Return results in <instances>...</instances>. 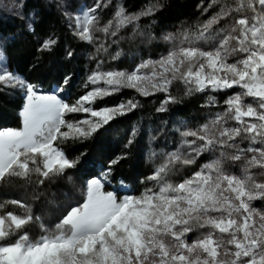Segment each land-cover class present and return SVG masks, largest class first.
Here are the masks:
<instances>
[{"label": "snow or ice", "instance_id": "1", "mask_svg": "<svg viewBox=\"0 0 264 264\" xmlns=\"http://www.w3.org/2000/svg\"><path fill=\"white\" fill-rule=\"evenodd\" d=\"M214 6L219 10L196 33L185 30L166 35L164 40L171 46L159 59L143 60L130 72L105 71L102 61L98 62L84 84L91 89L71 102L63 95L70 75L54 91L42 92L39 85L11 68L4 54L10 38L0 36L4 42L0 46V87L20 90L24 96L21 126L0 129V179L30 180L36 174L37 183L43 185L76 168L80 158H70L60 145L89 139L137 109L140 105L135 99L94 106L121 89H134L144 97L164 93L158 112L176 103L169 94L175 81L185 84L189 95L236 87L242 90L228 96L226 108L198 128L176 129L180 135L177 148L161 153L163 163L146 178L155 182L154 187L139 195L106 190L114 179V166L126 158L125 153L110 159L99 174H92L82 202L69 206L54 229L41 221L42 234L36 239L25 228L41 218L32 215L29 204L6 202L18 205L24 214L0 211V264H264V214L252 207L253 200H264V179L251 171L258 168L264 176V0H210L207 7L198 5L204 13ZM104 7L107 4L97 0L91 7L62 14L72 34L82 41L93 42L98 31L110 37L107 47L101 43L97 49L107 52L123 37L111 38L129 25L137 34L141 17L153 16L162 5L149 3L136 13H128L120 5L113 19L100 28L97 10ZM222 21L223 26L214 27ZM26 28L35 32L31 18ZM57 42L49 37L40 50L51 51ZM67 56L71 58L73 52L69 50ZM230 58L234 59L230 62ZM245 97L254 103H246ZM214 103L215 98L209 97V104ZM73 113L86 115L66 119ZM138 133L139 128L133 126L126 148ZM244 141H248L247 147H241ZM217 150L219 158L183 182L172 184L165 179L177 166L194 164L202 153ZM156 155L150 152V156ZM226 161H243L242 175L228 173ZM195 229L205 231L188 243L187 234Z\"/></svg>", "mask_w": 264, "mask_h": 264}, {"label": "trees", "instance_id": "2", "mask_svg": "<svg viewBox=\"0 0 264 264\" xmlns=\"http://www.w3.org/2000/svg\"><path fill=\"white\" fill-rule=\"evenodd\" d=\"M96 2L97 0H0V36L10 38L4 54L11 68L39 85L46 93L53 91V87L66 75H70L69 86L63 95L71 102L91 89V85L85 88L84 84L98 62L102 61L101 67L105 71L116 69L130 72L143 60H156L166 55L171 46L164 40L166 35L179 34L185 30L196 33L199 26L219 10V6H214L204 13L198 7L201 3L207 7L210 0H101L107 7L97 10L100 28L113 19L120 5L128 13L139 12L149 3L158 2L162 5L153 16L141 17L137 34H133V26L129 25L120 31L118 37L111 38L123 37L118 44H112L105 52L97 49L101 43L107 47L110 37L98 31L93 42L82 41L72 34V30L67 27L68 21L62 14L65 10L76 13L82 6L91 7ZM228 2L235 3V0ZM30 18L35 28L34 33L26 28ZM224 23L222 21L214 27H221ZM49 37L57 39V44L51 51L40 50L41 43ZM3 44L0 40V46ZM69 50L73 52L71 58L67 56ZM116 53L120 55L114 60L112 57ZM232 59L234 58H230ZM241 91L236 87L220 92H193L189 95L186 94L187 86L181 81H175L169 94L176 98V103H169L167 111L158 112L157 109L165 99L164 93L144 97L134 89H121L120 92L97 101L94 106H114L129 99L139 101L140 106L98 130L89 139L69 140L61 144L60 147L70 158H80L77 167L68 170L63 177L47 180L43 185L37 183L39 177L36 174L30 180L14 176L0 179V205H4L0 211H13L23 215L24 209L6 202L18 200L29 204L32 215L41 218L25 228L30 237L36 239L42 234L41 221L48 229H54L69 206L82 202L85 184L93 173L98 174L97 166H106L110 159L125 153L126 158L114 166V179L111 181L116 184L121 179L128 185V192L119 191L118 195H139L145 188L154 187L155 182L146 178L163 163L164 155L161 153L172 152L177 148L180 135L176 129L198 128L226 108L224 101L228 96ZM21 92L0 87V129L21 126L19 113L24 103ZM209 97L215 98L214 104H209ZM245 102L254 103L251 97H245ZM85 115L73 113L66 119L79 120ZM232 123L234 122L230 121ZM133 126L139 128V133L126 148ZM153 136L156 137L155 140L151 139ZM247 146L248 141L241 144V147ZM151 151H155L157 155L150 156ZM219 157L220 150L204 152L196 158L194 164L177 166L165 179L172 184L181 183L203 165ZM243 163L226 161L224 167L228 173L240 176ZM251 171L257 174L258 179H264V176L259 175L260 169L253 168ZM106 190L117 189L108 185ZM252 207L264 214V200H253ZM204 231L195 229L188 233V243L200 238Z\"/></svg>", "mask_w": 264, "mask_h": 264}, {"label": "rangeland", "instance_id": "3", "mask_svg": "<svg viewBox=\"0 0 264 264\" xmlns=\"http://www.w3.org/2000/svg\"><path fill=\"white\" fill-rule=\"evenodd\" d=\"M230 62H231V60H230ZM56 89V87H53V91ZM40 90H41V88H40ZM42 91V90H41ZM43 92V91H42ZM44 93H46V92H44ZM21 96L23 97V99H24V96H23V92H21ZM98 168H97V170H98V174H99V172H100V170H101V168H102V166H97ZM110 187H114V188H116L117 190H119V191H124V192H128V190H129V187H128V185L123 181V180H118V182L116 183V184H113V182L111 181V183H110V185H109ZM85 191H86V184H85Z\"/></svg>", "mask_w": 264, "mask_h": 264}]
</instances>
